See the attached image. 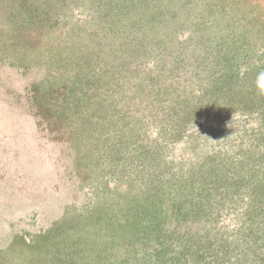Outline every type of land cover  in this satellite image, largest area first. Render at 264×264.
Here are the masks:
<instances>
[{
	"label": "rangeland",
	"instance_id": "1",
	"mask_svg": "<svg viewBox=\"0 0 264 264\" xmlns=\"http://www.w3.org/2000/svg\"><path fill=\"white\" fill-rule=\"evenodd\" d=\"M2 103L0 264H264V0H0Z\"/></svg>",
	"mask_w": 264,
	"mask_h": 264
},
{
	"label": "trees",
	"instance_id": "2",
	"mask_svg": "<svg viewBox=\"0 0 264 264\" xmlns=\"http://www.w3.org/2000/svg\"><path fill=\"white\" fill-rule=\"evenodd\" d=\"M2 105H4V104L3 103L0 104L1 107H2ZM3 120L4 119H2V121ZM5 123H6V121L2 122V124L0 125V143L3 144V145H5V147L7 148L8 147V145H7L8 143H7V141H5V139H4L3 135H2V128L5 127ZM6 158H10V156H7ZM31 173H32V170L29 173H27L26 175H30ZM18 175H19V173H18Z\"/></svg>",
	"mask_w": 264,
	"mask_h": 264
}]
</instances>
